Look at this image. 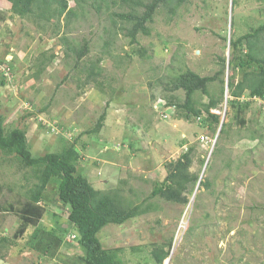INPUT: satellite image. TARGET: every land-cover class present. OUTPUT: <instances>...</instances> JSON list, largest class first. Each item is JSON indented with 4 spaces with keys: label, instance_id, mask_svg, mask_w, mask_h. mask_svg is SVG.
Here are the masks:
<instances>
[{
    "label": "rangeland",
    "instance_id": "1",
    "mask_svg": "<svg viewBox=\"0 0 264 264\" xmlns=\"http://www.w3.org/2000/svg\"><path fill=\"white\" fill-rule=\"evenodd\" d=\"M66 1L69 16H59L51 3L27 16L0 3L4 134L23 131L33 156L73 143L76 173L93 189L145 207L142 215L97 233L120 263L158 264L151 251L163 248L168 258L162 264H264V105L250 100L247 89L237 101L230 98L225 84L250 75L228 69L226 61L225 74L208 84L209 96L194 94L196 107L209 97L217 102L210 113L226 124L218 134L219 126L212 130L201 117L179 118L176 104L185 94L170 90L186 69L215 75L220 58H228L229 40L264 24V0H168L134 41L127 34L132 22L117 15H141L150 0ZM84 44L87 54L75 65ZM102 114L101 128L89 134ZM189 148L188 173L208 186L185 192L186 203L150 197L167 164ZM36 184L34 169L0 150V238L8 240L0 264H84L76 238L67 240L73 231L68 209L58 206L55 181L45 190L44 209L28 198Z\"/></svg>",
    "mask_w": 264,
    "mask_h": 264
},
{
    "label": "trees",
    "instance_id": "2",
    "mask_svg": "<svg viewBox=\"0 0 264 264\" xmlns=\"http://www.w3.org/2000/svg\"><path fill=\"white\" fill-rule=\"evenodd\" d=\"M2 1L8 2L12 11L20 16L30 15L35 9L38 12H42L47 7L49 10L51 9L50 3L59 7L56 11L59 16L64 13L68 16L71 14V10L67 9L66 0H0V3ZM166 1L168 0H150L148 3L143 4L144 10L141 15L131 13L117 15L122 20L132 22L130 29L127 30V34L132 38L131 41H134L138 32L147 33L146 23L151 20L155 10ZM175 1L177 5H181L187 0ZM260 35L264 37V24L236 40H229V56L226 59L220 58L221 68L213 76L201 77L189 69L176 76L170 90H183L185 94L183 102L176 104L177 110H180L179 118L183 117V115L185 118L192 116L201 117L202 121L209 125L210 129L215 130L219 126V132L222 133L224 131L226 124L220 121V116L210 113V110L217 105V102L209 97L206 105L196 107L193 97L197 91L209 96L208 84L225 74L226 61H228V69L239 67L244 71V76L250 75V78L244 83L241 81L235 86H232V81H228V87L231 89L230 98L237 101L247 89L250 100L258 101V98L264 99V39L262 46L259 49L256 48ZM239 52H243L241 57ZM86 54L87 46L84 44L81 50L77 52L75 65ZM226 101L227 106L232 103L229 98ZM247 104L236 103L239 107ZM260 106L263 105L260 104ZM103 119L104 115L102 114L94 128L88 133L97 132L101 128ZM0 150L18 156L24 166L34 169L38 184L34 186L28 197L32 205H36L40 209L48 207L45 200V190L50 182L55 181L56 186L54 189H56L58 196V206H64L68 209L65 215L67 226L68 229L70 226V229L77 233L75 238L84 251V264H122L114 255L104 250L97 233L109 224L120 225L129 219L142 215L146 212L145 207L142 205L133 207L124 205L115 193L93 189L83 175L76 173V163L79 160V154L75 150L73 143L67 145L59 152L33 156L28 148L25 133L19 129H13L8 134H4L0 117ZM191 153L192 150L189 148L175 161L167 164V176L160 186L156 185L153 188L150 197L159 196L173 203L187 202L185 192L190 193L198 182L196 174L188 173L192 161ZM199 186L207 187L208 184L200 181ZM37 202L44 203V206H38ZM32 205L30 208H34ZM23 210L27 212L26 208ZM35 212L39 213V210L35 208ZM56 215L58 216L57 212ZM60 227L63 232H70L63 227V224ZM37 232L38 230H35L34 237ZM7 241V238L2 236L0 238V248ZM151 256L156 263L162 264L168 258V253L163 248H154L151 251Z\"/></svg>",
    "mask_w": 264,
    "mask_h": 264
},
{
    "label": "built area",
    "instance_id": "3",
    "mask_svg": "<svg viewBox=\"0 0 264 264\" xmlns=\"http://www.w3.org/2000/svg\"><path fill=\"white\" fill-rule=\"evenodd\" d=\"M256 102H257V103H261L262 105H264V99L259 100V101L256 100ZM259 105H260V104H259ZM38 118H40V116H39ZM40 123H41V122H40ZM38 205H41V203L39 202ZM67 238H70V239H67V240H68V241H69V240L71 241V240L75 239V234H74V233H68V234H67Z\"/></svg>",
    "mask_w": 264,
    "mask_h": 264
},
{
    "label": "water",
    "instance_id": "4",
    "mask_svg": "<svg viewBox=\"0 0 264 264\" xmlns=\"http://www.w3.org/2000/svg\"><path fill=\"white\" fill-rule=\"evenodd\" d=\"M225 84H227V81H225ZM225 103H226V99H225ZM221 126V125H220ZM219 129H220V127L218 128V132H219ZM207 163V162H206ZM206 163H205V166H206ZM204 166V167H205ZM199 184H200V179L198 180V182H197V187L199 186ZM197 187H196V189H197Z\"/></svg>",
    "mask_w": 264,
    "mask_h": 264
},
{
    "label": "clouds",
    "instance_id": "5",
    "mask_svg": "<svg viewBox=\"0 0 264 264\" xmlns=\"http://www.w3.org/2000/svg\"><path fill=\"white\" fill-rule=\"evenodd\" d=\"M41 203V205H38V202L36 203L38 206H44V203H42V202H40ZM66 215V214H65ZM65 218H66V216H65ZM64 226V225H63ZM67 227V226H66ZM73 232L72 233H74L75 234V231L74 230H72ZM76 235V234H75Z\"/></svg>",
    "mask_w": 264,
    "mask_h": 264
},
{
    "label": "bare ground",
    "instance_id": "6",
    "mask_svg": "<svg viewBox=\"0 0 264 264\" xmlns=\"http://www.w3.org/2000/svg\"><path fill=\"white\" fill-rule=\"evenodd\" d=\"M228 48H229V47H228ZM228 56H229V55H228ZM227 63H228V62H227ZM227 67H228V66H227ZM259 100H261V99L258 98V101H259ZM219 130H220V129H219ZM217 134H218V132H217Z\"/></svg>",
    "mask_w": 264,
    "mask_h": 264
}]
</instances>
